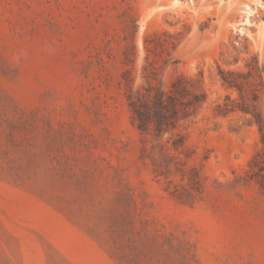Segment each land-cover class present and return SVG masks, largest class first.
<instances>
[{
	"label": "rangeland",
	"instance_id": "374dc122",
	"mask_svg": "<svg viewBox=\"0 0 264 264\" xmlns=\"http://www.w3.org/2000/svg\"><path fill=\"white\" fill-rule=\"evenodd\" d=\"M221 70L264 83V0H0V264H264L260 131L230 108L255 86ZM151 72L207 93L168 176L126 97Z\"/></svg>",
	"mask_w": 264,
	"mask_h": 264
},
{
	"label": "trees",
	"instance_id": "16d2710c",
	"mask_svg": "<svg viewBox=\"0 0 264 264\" xmlns=\"http://www.w3.org/2000/svg\"><path fill=\"white\" fill-rule=\"evenodd\" d=\"M259 69L258 63L252 65ZM126 73H130L127 70ZM239 72L221 70L224 82L239 90L242 97L246 91V85L255 86L250 89V99H243L238 105H230L250 113L259 127L262 147L254 155L250 165V179L255 180L264 193V109L261 107V87L264 83H241L234 75ZM126 97L131 111L133 123L143 136L142 158H150L158 175L168 176L175 165L182 170L185 163L172 155L169 149L174 147L179 150L184 143L182 136L173 138L174 130L178 128L180 121L196 111L206 100V91L191 83V79L179 76L169 86L164 85L155 78V72L147 75L146 84L134 87L132 78L126 77ZM229 108V106L227 107ZM171 136L164 140L166 134ZM171 144V145H170ZM194 169V170H193ZM193 182L200 185L198 171L194 167ZM185 171V170H184Z\"/></svg>",
	"mask_w": 264,
	"mask_h": 264
},
{
	"label": "water",
	"instance_id": "95a60500",
	"mask_svg": "<svg viewBox=\"0 0 264 264\" xmlns=\"http://www.w3.org/2000/svg\"><path fill=\"white\" fill-rule=\"evenodd\" d=\"M246 24V20L242 21L239 25H238V29L241 30L242 27Z\"/></svg>",
	"mask_w": 264,
	"mask_h": 264
}]
</instances>
